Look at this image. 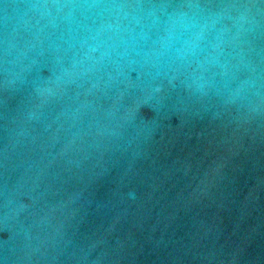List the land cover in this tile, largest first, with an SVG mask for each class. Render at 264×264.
I'll return each instance as SVG.
<instances>
[{"label": "water", "instance_id": "1", "mask_svg": "<svg viewBox=\"0 0 264 264\" xmlns=\"http://www.w3.org/2000/svg\"><path fill=\"white\" fill-rule=\"evenodd\" d=\"M0 264H264V0H0Z\"/></svg>", "mask_w": 264, "mask_h": 264}]
</instances>
